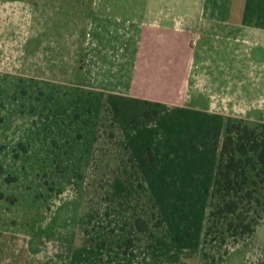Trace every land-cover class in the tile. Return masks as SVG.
<instances>
[{"label":"rangeland","instance_id":"rangeland-1","mask_svg":"<svg viewBox=\"0 0 264 264\" xmlns=\"http://www.w3.org/2000/svg\"><path fill=\"white\" fill-rule=\"evenodd\" d=\"M142 5L0 0V235L14 264H70L83 243L79 220L100 194L101 168L120 158L109 94L80 79L85 44L109 41L98 12ZM183 263L206 264L200 253ZM216 264H264V219Z\"/></svg>","mask_w":264,"mask_h":264},{"label":"trees","instance_id":"trees-1","mask_svg":"<svg viewBox=\"0 0 264 264\" xmlns=\"http://www.w3.org/2000/svg\"><path fill=\"white\" fill-rule=\"evenodd\" d=\"M120 158L80 217L70 264L223 262L264 219V124L109 95ZM111 137H114L112 132Z\"/></svg>","mask_w":264,"mask_h":264},{"label":"crops","instance_id":"crops-1","mask_svg":"<svg viewBox=\"0 0 264 264\" xmlns=\"http://www.w3.org/2000/svg\"><path fill=\"white\" fill-rule=\"evenodd\" d=\"M139 1L98 12L111 35L85 44V87L264 124V0Z\"/></svg>","mask_w":264,"mask_h":264}]
</instances>
